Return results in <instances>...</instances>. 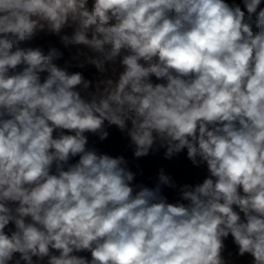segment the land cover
I'll return each instance as SVG.
<instances>
[{
    "label": "clouds",
    "instance_id": "obj_1",
    "mask_svg": "<svg viewBox=\"0 0 264 264\" xmlns=\"http://www.w3.org/2000/svg\"><path fill=\"white\" fill-rule=\"evenodd\" d=\"M261 3L0 0V264H229L230 235L264 264ZM113 125L134 157L186 149L207 176L175 203L163 169L134 184L89 147Z\"/></svg>",
    "mask_w": 264,
    "mask_h": 264
},
{
    "label": "crops",
    "instance_id": "obj_2",
    "mask_svg": "<svg viewBox=\"0 0 264 264\" xmlns=\"http://www.w3.org/2000/svg\"><path fill=\"white\" fill-rule=\"evenodd\" d=\"M86 79L95 81L98 73H83ZM110 75V73H109ZM155 79V78H153ZM109 136L106 140L100 141L98 136L88 134L89 147H95L100 152L107 153L111 156H124L128 161V167L136 173L134 184H143L148 187H155L158 182V173L163 169L166 174L170 175L177 185L176 188L163 187L162 192L168 198L170 203H175L180 199L179 186L185 183L197 184L202 183L207 176L206 166L195 167L187 159L186 149L168 160L164 158L165 149L161 148L156 152H151L147 157L136 158L133 155V148L129 138L122 133L116 126L107 127ZM225 242H233L227 238Z\"/></svg>",
    "mask_w": 264,
    "mask_h": 264
},
{
    "label": "rangeland",
    "instance_id": "obj_3",
    "mask_svg": "<svg viewBox=\"0 0 264 264\" xmlns=\"http://www.w3.org/2000/svg\"><path fill=\"white\" fill-rule=\"evenodd\" d=\"M228 3H232L233 0H226ZM236 3H240L242 6V0H235ZM261 7H264V0H262ZM255 30V27H254ZM67 32L71 33V29H67ZM30 46H42L47 50L49 46H55L61 48L62 51H64V59L61 61H58L59 64L63 65L64 60H67L69 58V51L64 50L62 46L59 44L58 37L55 36H45L41 35L40 38L33 41ZM74 51V50H73ZM71 71H81L83 73L87 72H97L96 69L92 66H86L84 69L79 68H71ZM229 239H232L231 235L228 237ZM237 246L233 242H225V251L223 253L225 259L229 262V264H251L252 257L248 254H245L243 257L239 256L238 254Z\"/></svg>",
    "mask_w": 264,
    "mask_h": 264
}]
</instances>
